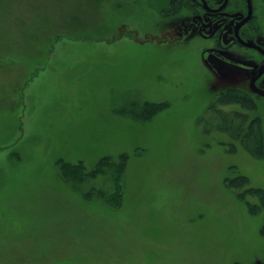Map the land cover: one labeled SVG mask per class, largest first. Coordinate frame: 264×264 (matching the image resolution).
I'll use <instances>...</instances> for the list:
<instances>
[{
  "label": "rangeland",
  "instance_id": "rangeland-1",
  "mask_svg": "<svg viewBox=\"0 0 264 264\" xmlns=\"http://www.w3.org/2000/svg\"><path fill=\"white\" fill-rule=\"evenodd\" d=\"M168 2L0 0V264H264V208L225 183L264 188V157L216 128L202 42L120 37L161 35ZM147 102L169 105L148 118ZM124 153L113 205L57 163Z\"/></svg>",
  "mask_w": 264,
  "mask_h": 264
},
{
  "label": "flooded vegetation",
  "instance_id": "flooded-vegetation-1",
  "mask_svg": "<svg viewBox=\"0 0 264 264\" xmlns=\"http://www.w3.org/2000/svg\"><path fill=\"white\" fill-rule=\"evenodd\" d=\"M184 10L188 19L167 28ZM162 14L167 20L156 27L161 35L148 32L140 38L133 28L120 37L158 45L184 44L187 39L202 42L211 78L220 77L211 88L218 89L214 100L221 93L240 92L252 101L250 115L258 112V99H264V0H169Z\"/></svg>",
  "mask_w": 264,
  "mask_h": 264
},
{
  "label": "trees",
  "instance_id": "trees-1",
  "mask_svg": "<svg viewBox=\"0 0 264 264\" xmlns=\"http://www.w3.org/2000/svg\"><path fill=\"white\" fill-rule=\"evenodd\" d=\"M250 101L251 100L248 96H245L240 92L228 91L221 93L209 108L215 113L219 112L221 114L220 118H217L218 124L216 128L218 130L229 133L232 136L233 141L240 142L243 148L252 156L262 158L264 157L263 122L259 117H251L250 112L253 109V106L250 105L252 102ZM168 105L167 102H147L143 105L142 114L145 117L152 118L166 109ZM231 105L239 106L240 109L243 110L225 112L220 108L221 106ZM213 128H208L206 131L209 132ZM232 145L233 147L235 146L234 144ZM128 159L129 155L127 153L122 154L121 159L118 162H115L112 158L106 156L101 158L97 165L92 169H88L83 161L72 163L60 159L57 163L63 180L71 184L74 189L85 190L90 188V190L86 191L87 193H91L92 190L98 191L99 195L105 202L113 205L115 200L118 201L122 195L123 180ZM233 167V169H237L236 166ZM99 179L102 180L104 184L102 187H100L98 183ZM105 182H107V184ZM225 183L234 189L244 190L239 197L241 200L248 203L251 207L252 213H257L259 209L264 208V188L261 186L250 185V179L247 175L238 173L234 177H227ZM107 185L108 187L111 185V193L109 192V189L106 190L105 186ZM247 195L257 198L259 205H254L250 201H247Z\"/></svg>",
  "mask_w": 264,
  "mask_h": 264
}]
</instances>
